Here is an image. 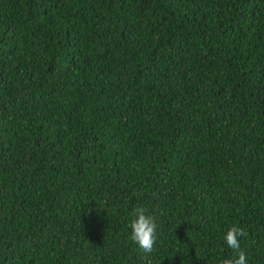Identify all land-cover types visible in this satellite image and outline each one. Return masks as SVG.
<instances>
[{
	"label": "trees",
	"instance_id": "trees-1",
	"mask_svg": "<svg viewBox=\"0 0 264 264\" xmlns=\"http://www.w3.org/2000/svg\"><path fill=\"white\" fill-rule=\"evenodd\" d=\"M233 225L264 264V0H0V264H218Z\"/></svg>",
	"mask_w": 264,
	"mask_h": 264
},
{
	"label": "clouds",
	"instance_id": "clouds-1",
	"mask_svg": "<svg viewBox=\"0 0 264 264\" xmlns=\"http://www.w3.org/2000/svg\"><path fill=\"white\" fill-rule=\"evenodd\" d=\"M157 218L146 207L136 206L128 221L129 240L148 257L154 251L158 239ZM247 233L242 227L231 226L224 233L223 239L228 248L234 250L235 257L232 259H220L218 264H248L244 251L240 249V237H246Z\"/></svg>",
	"mask_w": 264,
	"mask_h": 264
}]
</instances>
